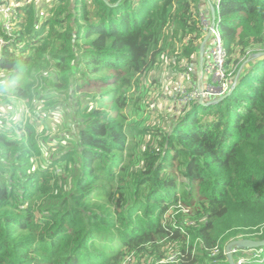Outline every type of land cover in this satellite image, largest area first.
<instances>
[{"label":"trees","instance_id":"1","mask_svg":"<svg viewBox=\"0 0 264 264\" xmlns=\"http://www.w3.org/2000/svg\"><path fill=\"white\" fill-rule=\"evenodd\" d=\"M203 5L53 0L47 16L32 4L16 9L15 39L0 58V111L11 100L49 111L72 91L78 130L76 144H59L44 162L32 125L27 137L0 129V264H156L173 253L176 264H264V245H234L231 263L224 253L238 236L264 241V0H221L215 10L226 66L236 76L248 60L223 99L191 102L169 128L141 120L143 75L173 57L174 40L189 36L185 59L198 51Z\"/></svg>","mask_w":264,"mask_h":264},{"label":"rangeland","instance_id":"2","mask_svg":"<svg viewBox=\"0 0 264 264\" xmlns=\"http://www.w3.org/2000/svg\"><path fill=\"white\" fill-rule=\"evenodd\" d=\"M47 8L48 5L45 3L41 14L47 16ZM152 54L154 52L150 54V57ZM245 62L240 66L238 73L247 64ZM177 72V60L173 57H165L163 63L159 65L156 63L143 75L144 86L149 90V95L143 104V114L141 117V120H145L144 125L169 128L172 121L180 115L177 103V95L180 88ZM0 76L2 77L3 75L0 74ZM131 91H134V88ZM85 98V94H82L80 97L83 105L86 104ZM11 101L12 108L6 107L0 111V129L14 128L19 136L24 135L27 137L31 133L27 131V123L32 125L31 129L34 131V134L31 135L37 141V144L40 145L44 162L53 158L52 156L57 152L59 144L67 147L71 143H77L76 132L78 125L76 119L73 117L76 103L72 91L69 92L66 102L58 103L51 110L45 112H41L43 103L38 100L35 101L33 112L31 109L28 110L23 102H17V100ZM36 112H40L39 117L35 116ZM129 119L128 116H125L126 121ZM146 139H149V136H146ZM127 145L128 143H126L123 151L124 155L130 152ZM180 205L178 203V206ZM188 211L189 208L185 207L181 213L187 214ZM240 239L241 236H238L228 241L224 247V252L226 250V253H228L235 249L234 245L231 246V244ZM215 252H217V249L213 250V253ZM227 261L230 262V260ZM240 262L241 259L237 264H240Z\"/></svg>","mask_w":264,"mask_h":264},{"label":"built area","instance_id":"3","mask_svg":"<svg viewBox=\"0 0 264 264\" xmlns=\"http://www.w3.org/2000/svg\"><path fill=\"white\" fill-rule=\"evenodd\" d=\"M53 0H0V58L3 48L13 43L15 39V31L18 29L17 24L20 17L17 14V8L32 4L36 10L42 11V7L47 3L48 7ZM215 8L209 0H204L203 6L196 8L198 20L204 31L197 40L199 47L204 44L203 55L200 58L201 69L196 73L192 64L196 53L191 54L188 59L181 57L183 45L187 43L189 36L182 39L181 42L175 41V49L173 58L177 60L179 79V90L177 95V103L180 112L189 106L191 102L207 105L209 102L224 96L232 89V85L237 80V76H233L234 69L226 66L227 51L223 44V39L219 32V20L214 22L212 26V8L218 7L220 0H215ZM43 4V5H42ZM42 5V6H41ZM41 6V7H40ZM210 33L208 34V31ZM190 88V90H189ZM235 249L226 253L227 260L229 255L232 256ZM178 254H169L166 258L156 264H174L179 260Z\"/></svg>","mask_w":264,"mask_h":264},{"label":"water","instance_id":"4","mask_svg":"<svg viewBox=\"0 0 264 264\" xmlns=\"http://www.w3.org/2000/svg\"><path fill=\"white\" fill-rule=\"evenodd\" d=\"M214 22H215V12H214V9L212 8V17H211V23H212V26L214 25ZM210 33V30L208 31V34ZM203 47H204V44L201 43L200 47H199V56L200 58L202 57L203 55ZM258 56H261L260 54H257V57ZM248 61V60H247ZM247 61L245 63H247ZM235 83H233L232 85V89L233 87L235 86ZM231 89V90H232ZM224 96L220 97V98H217L211 102H209L208 104H212V103H215L216 101H219L221 99H223ZM232 245H243L244 247L248 248V249H256V248H259V247H262L264 245V241H253V240H239V241H234ZM229 257V260H230V263H231V258L232 256H228Z\"/></svg>","mask_w":264,"mask_h":264},{"label":"crops","instance_id":"5","mask_svg":"<svg viewBox=\"0 0 264 264\" xmlns=\"http://www.w3.org/2000/svg\"><path fill=\"white\" fill-rule=\"evenodd\" d=\"M192 64H193V66L195 68L196 73H199L200 72V69H201V63H200V56H199V54H196L195 55Z\"/></svg>","mask_w":264,"mask_h":264},{"label":"clouds","instance_id":"6","mask_svg":"<svg viewBox=\"0 0 264 264\" xmlns=\"http://www.w3.org/2000/svg\"><path fill=\"white\" fill-rule=\"evenodd\" d=\"M210 1V0H209ZM221 1V0H220ZM218 20V16L216 15V13H215V21H217ZM219 24V23H218ZM240 74V72L237 74V78H238V75ZM241 260H243V259H241Z\"/></svg>","mask_w":264,"mask_h":264},{"label":"bare ground","instance_id":"7","mask_svg":"<svg viewBox=\"0 0 264 264\" xmlns=\"http://www.w3.org/2000/svg\"><path fill=\"white\" fill-rule=\"evenodd\" d=\"M167 195V194H166ZM157 215V214H156ZM144 226H146V225H144Z\"/></svg>","mask_w":264,"mask_h":264}]
</instances>
